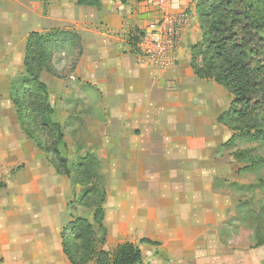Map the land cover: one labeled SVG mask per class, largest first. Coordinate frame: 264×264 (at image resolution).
<instances>
[{"label":"crops","instance_id":"0c3cea01","mask_svg":"<svg viewBox=\"0 0 264 264\" xmlns=\"http://www.w3.org/2000/svg\"><path fill=\"white\" fill-rule=\"evenodd\" d=\"M100 1V8H91L77 0H0V172L26 165L0 188V264H72L62 233L72 216L81 215L69 217L74 195L68 178L36 152L10 99L11 83L24 71L29 35L55 30L78 33L83 53L65 82L41 75L51 105L62 112L74 104L67 116L76 118L67 122L78 129L86 122L79 106L87 95L102 105L93 120L126 128L77 132L112 140L105 156L113 178L104 221L113 223L101 250L133 243L143 253L142 264H250L248 252L229 249L222 238L232 208L226 178L234 170L221 137L212 132L220 114L213 115L210 89L219 85L198 79L190 66L191 47L203 35L196 0H172L187 24L174 65L164 72L132 52L130 41L157 18L155 0ZM78 89L84 95L74 93Z\"/></svg>","mask_w":264,"mask_h":264},{"label":"trees","instance_id":"16d2710c","mask_svg":"<svg viewBox=\"0 0 264 264\" xmlns=\"http://www.w3.org/2000/svg\"><path fill=\"white\" fill-rule=\"evenodd\" d=\"M245 0H196L197 14L203 32L202 40L191 47L192 60L202 57V67L193 66L194 74L201 80H214L233 96L230 110L221 116L233 122L235 130L255 129L264 137V22L244 6ZM79 7L100 8V0H77ZM130 41L135 45L138 36ZM70 45L82 56L81 36L74 31H51L32 33L26 42L24 72L11 83L10 99L16 109L21 130L34 138L25 124L37 111L42 120L45 137L43 149L56 172L68 176L69 160L64 154V129L54 120V109L50 102L49 89L41 80L43 73L54 74V58L57 50ZM193 61V62H194ZM28 126V124H27ZM264 139V138H263ZM86 166H79V174L85 175ZM78 174V175H79ZM81 177V176H79ZM89 192L78 202L84 203ZM77 198L69 203L73 207ZM105 195L91 205L96 207L94 224L83 217H73L63 228V250L72 264H142L143 253L133 243L119 245L110 255L102 251L106 242L103 226ZM102 234V236H98ZM142 244L158 246L148 239ZM96 260V261H95Z\"/></svg>","mask_w":264,"mask_h":264},{"label":"rangeland","instance_id":"374dc122","mask_svg":"<svg viewBox=\"0 0 264 264\" xmlns=\"http://www.w3.org/2000/svg\"><path fill=\"white\" fill-rule=\"evenodd\" d=\"M245 3L248 4L247 8L250 10L252 7V12L256 18L262 19L264 22V0H245ZM246 4L244 6H246ZM132 48V52L135 53L133 44ZM55 57V65L58 69L53 65L54 74L52 76L56 77L58 81L65 82L78 66L79 58L81 57L79 56V50L67 45L63 49L57 50ZM190 59V66L192 69L193 66L202 67V57H198L197 61H194L191 55ZM22 74L23 73H21V75ZM206 81H213L216 83L213 79H208ZM74 93L79 94V96L83 94L80 89ZM210 94L214 100L212 105L213 115L218 116L220 114L216 120L219 126H217V128L219 129L212 128V132L221 137L219 142L222 144V149L226 150L225 153L228 156V163L232 166V170H234L233 174L226 178L228 185L227 193L229 194L230 200H232V208L229 211V217L221 228V230H223L222 238L229 249L242 250L244 253L248 252V254H245V261L250 262V264H264V137L255 129L249 130L244 128L235 130L234 127L237 125L230 121L232 119L229 120L225 118L226 124L220 123L219 118L221 116H226L225 114L230 110L233 96L228 89L221 85H219V89H210ZM93 96L97 97L94 92ZM86 97L87 95H84L85 101L82 106H79L80 111L85 113L83 119L86 120V122H84V124L83 122L78 124L79 130L85 129L92 132L99 130L126 129L121 125L114 126V124L112 125L105 120H98L97 117L93 120L92 118L96 111H101L102 105L92 102L90 99L88 101ZM198 101L199 99H197V104ZM52 107L55 112L53 118L55 122L63 127L65 134L62 150L69 160L67 170L68 176L65 177L68 178V185L74 195L73 201L75 197H78L77 203H75L73 207H69V217L76 213L94 224L96 207H85L84 204L91 205V203L100 200L105 195V192L107 196L109 189H111L109 177L110 179L113 177L111 176L110 169L105 170V168L108 167V161L105 159V156L107 155L106 153L108 152V147L112 140L101 138L93 139L90 137L85 138L81 135V132L77 135L78 129H75L74 125L67 122L71 119L69 117L74 116H67V112L75 108L74 104L69 105L68 108L64 106L62 112H60L57 107L55 108L53 105ZM199 119L201 118L199 117ZM25 126L33 132L34 138L30 139L22 131L25 137L36 148V152H41L45 160L53 166L49 161L53 158H47L43 149L37 145L41 143L42 146H44L45 141L41 127L42 120L38 116L37 111H32L31 118ZM200 126L201 125L197 122V128ZM204 127L205 126L202 128ZM136 131L140 132L139 130ZM103 149L105 151H102V154H99L101 158H98V152ZM80 165L86 166L83 172L85 175L79 174L81 171L78 169ZM18 166L19 167H16L12 172H0V188L3 187V190L6 189L4 186L8 185L10 181L7 179L10 173H12V175L15 174V176L16 174L19 175L23 173L26 165L19 163ZM116 173L118 177V173L121 174L122 172L117 170L114 174ZM87 192H89V195L84 203L78 202ZM4 195L7 196L5 193ZM111 222L110 217L106 219V224L105 221L103 222L105 230H108L107 224L109 225ZM100 236H102V234H100ZM115 250L116 249L108 253L112 255Z\"/></svg>","mask_w":264,"mask_h":264},{"label":"built area","instance_id":"2783aa9c","mask_svg":"<svg viewBox=\"0 0 264 264\" xmlns=\"http://www.w3.org/2000/svg\"><path fill=\"white\" fill-rule=\"evenodd\" d=\"M157 18L138 35L134 51L159 71L174 65V55L184 35L187 18L176 14L172 0H155Z\"/></svg>","mask_w":264,"mask_h":264}]
</instances>
